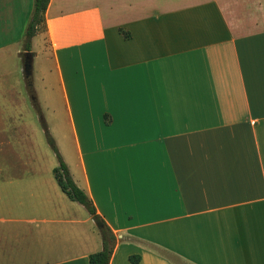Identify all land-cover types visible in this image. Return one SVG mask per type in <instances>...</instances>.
<instances>
[{
	"label": "crops",
	"instance_id": "obj_1",
	"mask_svg": "<svg viewBox=\"0 0 264 264\" xmlns=\"http://www.w3.org/2000/svg\"><path fill=\"white\" fill-rule=\"evenodd\" d=\"M32 10L0 0V264L102 248L40 139L35 38L38 103L116 236L109 264H264V0H49L27 50Z\"/></svg>",
	"mask_w": 264,
	"mask_h": 264
},
{
	"label": "trees",
	"instance_id": "obj_2",
	"mask_svg": "<svg viewBox=\"0 0 264 264\" xmlns=\"http://www.w3.org/2000/svg\"><path fill=\"white\" fill-rule=\"evenodd\" d=\"M32 2V19L26 32L27 38L25 42V49L27 50L30 49V39L36 32L37 24L40 22L43 24L45 21L44 13L49 0H32ZM47 140L55 149L53 139L48 137ZM56 153L59 160V165L54 169L57 183L61 187L62 191L65 192L71 200L77 201L87 209L101 234L102 248L89 255V264H109L111 254L116 243V236L100 215L97 214L92 200L75 184L65 163L62 161L58 152Z\"/></svg>",
	"mask_w": 264,
	"mask_h": 264
},
{
	"label": "rangeland",
	"instance_id": "obj_3",
	"mask_svg": "<svg viewBox=\"0 0 264 264\" xmlns=\"http://www.w3.org/2000/svg\"><path fill=\"white\" fill-rule=\"evenodd\" d=\"M43 30H44L43 24L41 22L38 23L36 31L43 32ZM33 41L34 42H32V44H31V46L33 48L32 52L37 51L40 55L38 58H36L34 63L32 62V75H31L32 85L34 88L37 89V93H38V98H37L36 93H34V98H35L34 102L36 101V106H37V108H36L37 109V117L39 119V125L38 126H39V132L41 133L40 139H42V145H43V147H45V149L49 155L48 158H50V159L52 158L56 167L59 165V160H58L57 153H56V152H58L62 161L65 163L67 169H68V166L73 169L74 168L73 163L75 161L73 162L70 159L71 155H72V158L74 157L73 153H72V142H71V138L69 137V132L66 129V126L64 125V123H61V122L55 120L54 117L52 119L51 118L49 119V117H48L49 123L47 124V122H45V114L44 113L46 112L47 116H49L50 113L47 112L46 108L42 109L40 104L38 103V102H41L40 99H41V94H42V86H41L42 75H41V73L46 70V66L48 65V61L45 60V58L42 57L40 54V52H43V44L41 43V41H39V40L37 41L36 38ZM29 100L32 104L33 99L31 97H29ZM62 128H63V130H62ZM40 129H41V131H40ZM63 133L66 134V136H67V137L65 136L66 138L61 137V134L63 135ZM52 134H54L55 137ZM48 137L53 139L55 149L48 142V140H47ZM40 147H41V145H40ZM67 149L70 151L69 152L71 154L70 156H68L65 153V152H67ZM46 163H47V161H46Z\"/></svg>",
	"mask_w": 264,
	"mask_h": 264
},
{
	"label": "water",
	"instance_id": "obj_4",
	"mask_svg": "<svg viewBox=\"0 0 264 264\" xmlns=\"http://www.w3.org/2000/svg\"><path fill=\"white\" fill-rule=\"evenodd\" d=\"M34 52L32 51H25L22 53V67H23V74L27 81V85L29 86L30 90L32 91V82H31V75H32V62H33ZM31 98L34 100V94L31 92Z\"/></svg>",
	"mask_w": 264,
	"mask_h": 264
}]
</instances>
